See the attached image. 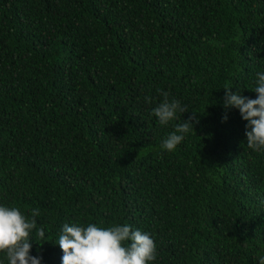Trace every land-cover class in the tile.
<instances>
[{"label": "trees", "instance_id": "obj_1", "mask_svg": "<svg viewBox=\"0 0 264 264\" xmlns=\"http://www.w3.org/2000/svg\"><path fill=\"white\" fill-rule=\"evenodd\" d=\"M258 72L264 0H0V205L39 209L30 255L62 264L65 223L128 224L149 264H259L264 150L238 109L222 122L224 88L255 99ZM161 91L181 121L159 123Z\"/></svg>", "mask_w": 264, "mask_h": 264}, {"label": "clouds", "instance_id": "obj_2", "mask_svg": "<svg viewBox=\"0 0 264 264\" xmlns=\"http://www.w3.org/2000/svg\"><path fill=\"white\" fill-rule=\"evenodd\" d=\"M253 92L255 99L245 97L241 92L233 93L231 87H225L223 108L225 115L222 122L227 121V111L239 110L241 119L246 121V144L253 151L264 150V72H258ZM161 102L153 109V114L161 125L179 119L187 112L181 102L170 99L168 92L161 91ZM151 102V98H145ZM178 114H180L178 116ZM180 122L162 143V148L173 151L194 131L193 120ZM198 123V119L195 120ZM39 209L26 217L16 207L0 205V252L5 253L8 264H41L42 257L30 255L33 240L32 234L38 239L45 238L43 226L37 227L35 217ZM63 252L62 264H149L156 259V245L150 234L132 229L130 225H114L101 228L94 224L83 226L77 223H65L56 243ZM259 264H264L261 257Z\"/></svg>", "mask_w": 264, "mask_h": 264}]
</instances>
